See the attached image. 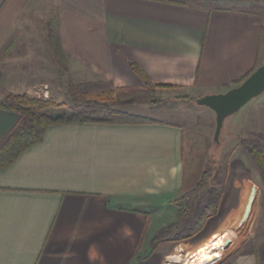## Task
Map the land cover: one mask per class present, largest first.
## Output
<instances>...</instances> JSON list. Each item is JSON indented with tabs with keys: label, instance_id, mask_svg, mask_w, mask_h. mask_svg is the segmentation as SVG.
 <instances>
[{
	"label": "crops",
	"instance_id": "crops-1",
	"mask_svg": "<svg viewBox=\"0 0 264 264\" xmlns=\"http://www.w3.org/2000/svg\"><path fill=\"white\" fill-rule=\"evenodd\" d=\"M263 8L251 0H0V99L46 84L18 71L33 53L24 22L41 24L44 37L51 23L80 81L137 88L134 63L152 84L171 86L158 95L188 101L225 93L264 66ZM132 106L121 110L136 115L127 112ZM245 110L264 154V93ZM150 120L53 125L0 169V264H264L263 182L246 219L251 188L240 186L224 217L227 242L251 217L250 235L234 252L220 256L213 239L220 225L209 223L179 247L163 244L146 257L158 231L150 221L180 196L183 177V129ZM18 121L0 109V144Z\"/></svg>",
	"mask_w": 264,
	"mask_h": 264
},
{
	"label": "rangeland",
	"instance_id": "rangeland-1",
	"mask_svg": "<svg viewBox=\"0 0 264 264\" xmlns=\"http://www.w3.org/2000/svg\"><path fill=\"white\" fill-rule=\"evenodd\" d=\"M251 1L258 4L259 8L264 7V0ZM262 10V15L264 16V8ZM24 23L25 26L23 25L21 29L22 37L29 38L33 53L29 60L19 65L20 70L15 68L14 71L18 69L24 75L22 77L27 82H46V84H36L30 87L28 92L24 94L56 104L71 105L66 93L67 78L70 77L74 85L80 86L90 83L80 81L75 77L72 78L70 74L62 73L50 56L47 40L43 34L44 28L40 26L41 24L31 26L33 24L30 23L28 25L26 22ZM91 84L95 85L90 91L93 93L108 90L115 91L107 83L97 82ZM157 99V104H135L127 112L129 111L132 114L142 115L150 119H157L180 126L184 131L183 167L184 165L185 167L187 166L186 160L188 152L191 151V156L193 157L192 169L200 161L202 163L200 171L209 172L210 175L205 182L204 189L195 199L194 208L186 221H180L178 219L171 205H166L167 207L163 205L154 213V218L150 223L153 224L155 230L161 229L169 224H176L177 229L174 230V234H176L179 230L189 226L195 220L199 209L215 201L217 203V209H215V212L213 210L211 211L213 216L208 224L210 223V227L217 228L220 225V230L218 231L216 228L215 231L218 232L213 235V239L216 238L219 241L218 246L224 249L220 252V256L224 257L234 252L250 235L251 217L246 226L236 236L230 238L231 241L227 242L222 239V235L220 236L225 229L224 217L231 206L232 199L237 193V188L239 186L243 187L241 190L248 192L252 186H255L258 193L263 186L254 163L241 146L242 140L257 139L256 134L253 132L252 121L245 110L246 106L236 114L225 119L218 144H216L213 141L215 115L208 108L198 106L195 103L197 100L196 97H191V100L184 101L183 99L173 97L172 94L159 93L158 95L157 93ZM126 107L128 106L122 108L126 109ZM187 170L188 166L186 167ZM191 171L193 172V170ZM186 174L189 175L188 171ZM210 190H213L212 194ZM244 203L245 198L242 197L239 210L243 208ZM239 215L238 213L234 217L232 224H236ZM181 244L172 246L179 247ZM166 247H169V245Z\"/></svg>",
	"mask_w": 264,
	"mask_h": 264
},
{
	"label": "trees",
	"instance_id": "trees-1",
	"mask_svg": "<svg viewBox=\"0 0 264 264\" xmlns=\"http://www.w3.org/2000/svg\"><path fill=\"white\" fill-rule=\"evenodd\" d=\"M46 39L48 50L58 69L64 74H69L59 37L51 23H48ZM130 68L140 79V87L93 93L90 91L94 88V84L74 85L68 77L66 93L71 102L69 106L36 99L26 94H8L0 99L1 110L19 115L18 123L0 144V169L11 164L26 149L41 142L46 129L53 125L66 123L135 125L154 122L150 119L128 114L122 111L121 108L134 104H157V92L171 86L152 84L144 71L134 63H130ZM247 77L236 82L235 87ZM256 138L255 140H242L241 146L254 163L264 184V154L261 136L257 134ZM186 164L189 175L186 174L187 166L184 165L180 196L170 202L180 221H186L189 218L194 208L195 199L204 189L205 182L210 175L209 172L200 171L202 166L200 161L192 169L193 157L191 151L188 152ZM212 192L213 190H210L211 194ZM216 204L213 201L199 209L195 220L176 234H174V230L177 229L176 224H169L158 229L149 240V251L146 257L153 255L163 244L174 246L198 236L211 220L213 216L211 211L215 212V209H217Z\"/></svg>",
	"mask_w": 264,
	"mask_h": 264
},
{
	"label": "water",
	"instance_id": "water-1",
	"mask_svg": "<svg viewBox=\"0 0 264 264\" xmlns=\"http://www.w3.org/2000/svg\"><path fill=\"white\" fill-rule=\"evenodd\" d=\"M264 93V66L257 68L241 84L225 93L206 95L198 98L195 103L206 107L215 115V130L213 141L218 144L219 136L226 118L236 114L250 101ZM256 187L252 186L245 205L242 218L246 219L251 205L255 200Z\"/></svg>",
	"mask_w": 264,
	"mask_h": 264
},
{
	"label": "bare ground",
	"instance_id": "bare-ground-1",
	"mask_svg": "<svg viewBox=\"0 0 264 264\" xmlns=\"http://www.w3.org/2000/svg\"><path fill=\"white\" fill-rule=\"evenodd\" d=\"M233 184H234V182H233ZM239 187L237 188V193L235 194V196H234V198L232 199V201H231V206H230V208L228 209V211L230 210V209H233V207L235 206V203H236V200H237V198H238V196H239ZM234 195V194H233ZM228 213V212H227Z\"/></svg>",
	"mask_w": 264,
	"mask_h": 264
},
{
	"label": "built area",
	"instance_id": "built-area-1",
	"mask_svg": "<svg viewBox=\"0 0 264 264\" xmlns=\"http://www.w3.org/2000/svg\"><path fill=\"white\" fill-rule=\"evenodd\" d=\"M179 264H181V260H180V258H179Z\"/></svg>",
	"mask_w": 264,
	"mask_h": 264
}]
</instances>
